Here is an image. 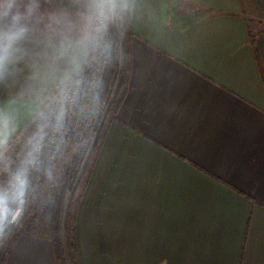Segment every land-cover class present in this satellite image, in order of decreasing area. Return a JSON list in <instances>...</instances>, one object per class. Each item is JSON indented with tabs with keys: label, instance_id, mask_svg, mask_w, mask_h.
<instances>
[{
	"label": "crops",
	"instance_id": "1",
	"mask_svg": "<svg viewBox=\"0 0 264 264\" xmlns=\"http://www.w3.org/2000/svg\"><path fill=\"white\" fill-rule=\"evenodd\" d=\"M139 0L125 92L77 208L80 264H264V14ZM2 264H56L49 237Z\"/></svg>",
	"mask_w": 264,
	"mask_h": 264
},
{
	"label": "clouds",
	"instance_id": "2",
	"mask_svg": "<svg viewBox=\"0 0 264 264\" xmlns=\"http://www.w3.org/2000/svg\"><path fill=\"white\" fill-rule=\"evenodd\" d=\"M139 0H0V228L34 198L45 141L57 117L103 108L111 36Z\"/></svg>",
	"mask_w": 264,
	"mask_h": 264
},
{
	"label": "trees",
	"instance_id": "3",
	"mask_svg": "<svg viewBox=\"0 0 264 264\" xmlns=\"http://www.w3.org/2000/svg\"><path fill=\"white\" fill-rule=\"evenodd\" d=\"M132 33L129 28V23L123 30L114 31L112 33V40L115 44V54L104 67L101 80L102 88L101 94L103 97V109L107 112L116 111L123 94L125 92V79L129 67V42ZM84 116L96 117L100 115L96 109L89 108ZM111 122V118L102 120L100 129L82 136L79 140L77 153L73 155L72 170V190L71 195L66 201V187L67 180L62 175L60 181L56 186L52 187L48 193L52 195L53 203H47L44 206V214L49 218L48 233L52 242V249L57 264H80L79 251L75 235V217L78 205L80 203V195L84 187L88 183L90 174L92 172L96 157L99 153L101 144L103 142L106 128ZM75 126L77 121H75ZM76 126V127H77ZM78 132L81 129L77 127ZM78 132L72 130V137L77 138ZM76 182H75V181ZM70 183V181H69ZM36 185H34L35 187Z\"/></svg>",
	"mask_w": 264,
	"mask_h": 264
},
{
	"label": "rangeland",
	"instance_id": "4",
	"mask_svg": "<svg viewBox=\"0 0 264 264\" xmlns=\"http://www.w3.org/2000/svg\"><path fill=\"white\" fill-rule=\"evenodd\" d=\"M251 3L258 5L259 8L261 7L262 9H260V11L264 13V0H252ZM262 18L264 19V14L262 15ZM75 107L76 111L73 114H70L67 118L64 116L57 117L55 131L48 135L41 158L38 161V173L50 171L55 176V179L53 181L46 180L42 174L34 176V185H36L35 188L37 189L36 195L24 205L23 211H21L14 220L11 219V222L5 227L2 237H0V264L4 263V260L6 259L16 238L25 235H47L50 239L48 233L49 218L46 214H44V206L47 203H53L52 195H49L48 192L52 190L53 186L58 184L62 175H64L67 180L65 192L67 201L72 190V177L70 176L72 170H69V167L72 166L73 168L74 161L72 159L73 155L77 153L80 138L88 134L89 131L93 133L100 129L102 120L114 117V113L112 115V111L107 112V109H103L101 110L100 115L97 114L96 117L90 118L88 115L84 116V114L88 112L86 110L89 108L81 109L78 104H76ZM75 121H77L78 124V126H76L81 128L79 132L77 127L74 125ZM72 130L79 133L77 138L72 137ZM69 173L70 175H68ZM87 185L88 183L86 186ZM86 186L80 195V200L83 197Z\"/></svg>",
	"mask_w": 264,
	"mask_h": 264
},
{
	"label": "snow or ice",
	"instance_id": "5",
	"mask_svg": "<svg viewBox=\"0 0 264 264\" xmlns=\"http://www.w3.org/2000/svg\"><path fill=\"white\" fill-rule=\"evenodd\" d=\"M25 204H22L21 206L24 207ZM10 222H11V217H9V222L8 223H10ZM4 230H5V228H0V237H2V235L4 233Z\"/></svg>",
	"mask_w": 264,
	"mask_h": 264
}]
</instances>
